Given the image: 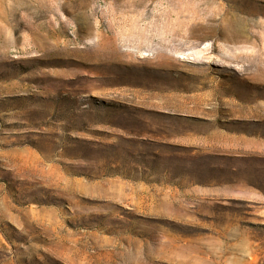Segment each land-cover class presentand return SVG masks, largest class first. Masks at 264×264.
<instances>
[{
    "label": "rangeland",
    "instance_id": "rangeland-1",
    "mask_svg": "<svg viewBox=\"0 0 264 264\" xmlns=\"http://www.w3.org/2000/svg\"><path fill=\"white\" fill-rule=\"evenodd\" d=\"M0 264H264V0H0Z\"/></svg>",
    "mask_w": 264,
    "mask_h": 264
},
{
    "label": "bare ground",
    "instance_id": "bare-ground-1",
    "mask_svg": "<svg viewBox=\"0 0 264 264\" xmlns=\"http://www.w3.org/2000/svg\"><path fill=\"white\" fill-rule=\"evenodd\" d=\"M228 21H229L228 23L231 24L232 27H233V31H232V32H233L234 34H239V33H240V25H239L238 20H236V19H234V18H229ZM201 52H202V50H196V51H195V54H196V55H200Z\"/></svg>",
    "mask_w": 264,
    "mask_h": 264
}]
</instances>
